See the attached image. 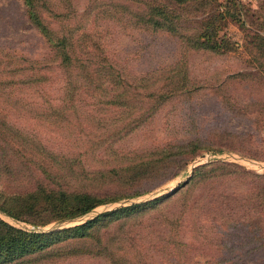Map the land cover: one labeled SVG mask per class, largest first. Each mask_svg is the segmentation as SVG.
<instances>
[{
    "label": "trees",
    "instance_id": "16d2710c",
    "mask_svg": "<svg viewBox=\"0 0 264 264\" xmlns=\"http://www.w3.org/2000/svg\"><path fill=\"white\" fill-rule=\"evenodd\" d=\"M21 1L48 56L0 46V213L39 228L0 217V264H153L155 258L187 264L195 249L206 251L211 264L256 257L264 264V173L225 160L197 165L187 181L151 200L60 226L100 205L147 194L202 151L264 161L246 153L242 134L230 131L198 138L191 129L164 143L122 145L137 130L150 138L148 124L159 110L199 88L189 52L233 50L217 27L228 16L245 25L240 0ZM111 26L125 35L135 28L166 32L179 41V59L142 75L128 73L108 50ZM244 48L258 71L231 77L264 79V24ZM56 69L61 84L52 94L46 86ZM12 118L33 122L69 151L50 147ZM51 223L59 224L43 229Z\"/></svg>",
    "mask_w": 264,
    "mask_h": 264
},
{
    "label": "rangeland",
    "instance_id": "374dc122",
    "mask_svg": "<svg viewBox=\"0 0 264 264\" xmlns=\"http://www.w3.org/2000/svg\"><path fill=\"white\" fill-rule=\"evenodd\" d=\"M245 10V25L240 26L231 17H227L217 27L219 39H226L233 45V50L226 54L208 52H189L188 65L192 79L199 85L193 95L180 97L164 105L148 124L147 134L137 130L123 141L126 148L164 143L180 139L182 134L191 133L193 137L205 138L221 131L242 134L246 153L264 155V79L232 78L231 75L243 71L254 73L258 69L252 64L244 48L246 41H252L254 34L264 24V0H240ZM207 14V13H206ZM206 14L195 17L202 19ZM194 18V19H195ZM108 50L125 70L131 74L142 75L157 67L175 64L180 56V45L176 37L158 31L150 32L135 28L128 35L121 34L111 26ZM260 31V30H259ZM0 46L7 50L23 53L33 58L43 59L48 56L46 45L28 21L21 0H0ZM58 70L50 76L47 90L54 94L60 86ZM12 121L25 131L37 134L45 143L56 150H67L49 132L39 129L33 122L12 118ZM189 132L188 130H191ZM241 141V140H240ZM211 160H225L242 165L257 173H264V161L254 160L232 151H202L192 159L187 167L177 176L162 181L150 192L142 196L122 199L100 205L88 214L60 226H71L86 221L96 214L131 203L151 200L170 192L187 181L193 168ZM188 175H190L188 177ZM230 188H242L233 182L224 184ZM0 217L8 223L23 229L32 230L30 224L16 221L2 213ZM59 223H51L43 229H49ZM184 237H188L184 233ZM195 249V248H194ZM208 253L199 249L190 251L187 264H211ZM261 259H242L238 264H261ZM62 264V263H58ZM75 264H108L100 259H87ZM153 264H166L158 259Z\"/></svg>",
    "mask_w": 264,
    "mask_h": 264
},
{
    "label": "water",
    "instance_id": "95a60500",
    "mask_svg": "<svg viewBox=\"0 0 264 264\" xmlns=\"http://www.w3.org/2000/svg\"><path fill=\"white\" fill-rule=\"evenodd\" d=\"M189 176H190V175H188V177H189ZM175 188H176V187H175ZM175 188H174V189H175ZM174 189H172V190H174ZM172 190H171V191H172Z\"/></svg>",
    "mask_w": 264,
    "mask_h": 264
}]
</instances>
